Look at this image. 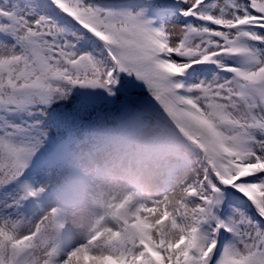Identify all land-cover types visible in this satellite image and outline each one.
<instances>
[{
    "label": "snow or ice",
    "instance_id": "6c2138e0",
    "mask_svg": "<svg viewBox=\"0 0 264 264\" xmlns=\"http://www.w3.org/2000/svg\"><path fill=\"white\" fill-rule=\"evenodd\" d=\"M118 94L83 133L153 108L193 146L169 189L185 198L47 250L49 187L31 169L61 167L79 138L52 129ZM36 249L44 264H264V0H0V264H38Z\"/></svg>",
    "mask_w": 264,
    "mask_h": 264
},
{
    "label": "clouds",
    "instance_id": "9594fccd",
    "mask_svg": "<svg viewBox=\"0 0 264 264\" xmlns=\"http://www.w3.org/2000/svg\"><path fill=\"white\" fill-rule=\"evenodd\" d=\"M195 162L193 146L151 107L140 105L101 121L79 138L49 187L39 224L47 250L122 226L136 209L166 192L163 198L175 205L184 194L169 189ZM34 251L33 258L44 264L46 250Z\"/></svg>",
    "mask_w": 264,
    "mask_h": 264
},
{
    "label": "rangeland",
    "instance_id": "374dc122",
    "mask_svg": "<svg viewBox=\"0 0 264 264\" xmlns=\"http://www.w3.org/2000/svg\"><path fill=\"white\" fill-rule=\"evenodd\" d=\"M123 80H125V77H123ZM132 95L139 97L141 99H151L150 94L147 91V88L143 85H139L133 90ZM75 97H73V100H70L67 104L66 107H70L73 106ZM123 101V97L122 94H118V96L115 98V104L111 107H101V108H97V109H93V110H88V114L93 115V114H107L110 111H114L115 108L120 104V102ZM60 107V106H57ZM65 107V108H66ZM83 134L82 133H78L76 134L75 138H80L82 137ZM70 136H67L64 132V130L59 129V128H54L51 131V141L53 143L58 142V141H62V140H67L69 138H73ZM52 150V145H46V148L44 150H42L43 154L40 157V160H47L50 153ZM32 175L34 177V179L37 180L38 183L44 184L48 187H50L52 184H54L58 178H59V172H60V165H49L46 163H38L37 166H35L34 168L31 169ZM192 173L189 172L184 179L188 180L191 177ZM33 206L31 203L26 204V207L24 209V213L25 214H30L31 210H32Z\"/></svg>",
    "mask_w": 264,
    "mask_h": 264
},
{
    "label": "trees",
    "instance_id": "16d2710c",
    "mask_svg": "<svg viewBox=\"0 0 264 264\" xmlns=\"http://www.w3.org/2000/svg\"><path fill=\"white\" fill-rule=\"evenodd\" d=\"M100 91V90H97ZM125 99V97H123V100ZM153 103H155V101H152ZM74 109V105L70 106V107H66L65 111H73ZM87 111H80V112H76L75 113V118L65 127H61V129H63L67 135L69 136H75L77 133L82 132L83 133V129L86 125L94 122L97 118L98 115L95 113L93 115H90L87 113Z\"/></svg>",
    "mask_w": 264,
    "mask_h": 264
}]
</instances>
